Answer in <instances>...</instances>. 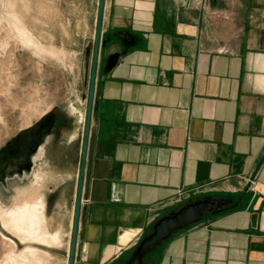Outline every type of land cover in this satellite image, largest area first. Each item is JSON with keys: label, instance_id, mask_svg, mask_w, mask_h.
<instances>
[{"label": "crops", "instance_id": "crops-1", "mask_svg": "<svg viewBox=\"0 0 264 264\" xmlns=\"http://www.w3.org/2000/svg\"><path fill=\"white\" fill-rule=\"evenodd\" d=\"M89 1L72 16L73 50L48 49L30 32L47 49L34 54L70 66L75 82L94 41L99 0ZM101 42L102 59H119L97 73L74 264H127L157 221L205 199L224 207L143 264H264V0H105ZM88 80L86 92L58 100L33 170L2 185L7 210L26 193L41 197L11 219L31 223L43 211L46 243L57 246L36 248L51 264H67ZM17 85L0 100V150L49 112L39 92ZM13 95L23 113L8 117Z\"/></svg>", "mask_w": 264, "mask_h": 264}, {"label": "rangeland", "instance_id": "rangeland-1", "mask_svg": "<svg viewBox=\"0 0 264 264\" xmlns=\"http://www.w3.org/2000/svg\"><path fill=\"white\" fill-rule=\"evenodd\" d=\"M90 2L89 0H0V100H3L8 87L12 93V86L19 82L20 90H24L23 93L26 90L28 96L35 98V94L39 92L41 96L37 99V104L42 99L44 109H48L49 112L56 109L59 115L58 109L55 108L58 100L62 101L74 88H77L80 93L87 91L85 78L90 76L93 44H89L88 49L91 52L89 60H86L85 71L82 67L79 71L77 70V78L80 79L75 82L71 75H65L70 72L68 71L70 66L56 64L51 55L46 56L47 53L43 58L34 54L36 50L44 53L47 49L36 42L32 35L48 49L52 47L59 49L63 45L67 50H73V43L77 44L73 36H76L78 32L76 29L78 19H72V16L80 15L79 10L85 9L86 5L90 6ZM42 60H45L47 65L41 64ZM101 60L102 55L100 62ZM23 73H26V77L22 79L19 74ZM41 76L42 82L35 81ZM14 89L20 91L18 85ZM12 102L13 104L7 106L6 115L10 117L23 113L19 112L23 111V103L19 105L18 96L13 95ZM84 102L86 104V101ZM9 198L10 195L4 193L0 185V264H51L52 262L41 255L45 252L36 248L37 245L43 244L52 248L57 246H53L54 243L52 245L46 243L48 235L41 226L43 211H39V216L32 218L31 223L28 218L10 223V218L17 208L27 206L32 200H40L41 197L34 193H26L20 202L15 203V209L7 210L1 203L7 204ZM203 216L207 217L208 213L205 212ZM27 246L31 249H27ZM54 259L53 264H65V258L62 256Z\"/></svg>", "mask_w": 264, "mask_h": 264}, {"label": "water", "instance_id": "water-1", "mask_svg": "<svg viewBox=\"0 0 264 264\" xmlns=\"http://www.w3.org/2000/svg\"><path fill=\"white\" fill-rule=\"evenodd\" d=\"M104 7L105 0H99L95 35L90 60L88 92L84 97V101H86V109L83 125L79 171L77 177L74 215L69 250L67 254V264L75 263L83 184L86 168V157L90 137L91 117L98 69L100 65L104 63L105 70L108 71L117 64L119 59V54H114L106 59V61L102 59V62H100L102 55L101 49L106 47V42H101ZM90 52L91 51L89 49L86 51L87 61L89 60ZM57 119L58 115L56 113V109H54L45 114L33 126L20 132L17 136L8 141L3 148H1L0 185H4L6 179L14 176V173L21 174L22 171H29L32 168V158L36 155L40 147L45 143L46 139L52 135L53 129L55 128L57 123ZM223 207L224 204L220 202L208 199L198 200L183 206L169 216L163 217L154 224L152 233L140 242L127 264H143V261L147 254L156 247L162 245V243L172 233L186 228L189 225L200 222L203 219V215L205 212L216 214Z\"/></svg>", "mask_w": 264, "mask_h": 264}, {"label": "bare ground", "instance_id": "bare-ground-1", "mask_svg": "<svg viewBox=\"0 0 264 264\" xmlns=\"http://www.w3.org/2000/svg\"><path fill=\"white\" fill-rule=\"evenodd\" d=\"M40 153V152H39ZM36 157V156H35ZM32 170H33V168H32ZM19 176V175H18ZM38 176V175H37ZM36 179V178H35ZM12 180V179H11ZM36 186V185H35ZM35 191V190H34ZM30 193H34V192H30ZM34 194H36V193H34ZM32 207H34V206H32ZM35 208V207H34ZM15 221H17V219H14V218H10V223H15Z\"/></svg>", "mask_w": 264, "mask_h": 264}]
</instances>
